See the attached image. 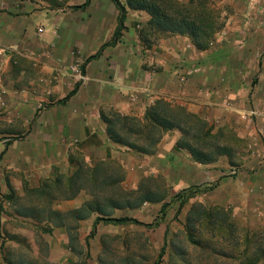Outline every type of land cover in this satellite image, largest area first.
I'll use <instances>...</instances> for the list:
<instances>
[{
  "label": "rangeland",
  "instance_id": "rangeland-1",
  "mask_svg": "<svg viewBox=\"0 0 264 264\" xmlns=\"http://www.w3.org/2000/svg\"><path fill=\"white\" fill-rule=\"evenodd\" d=\"M29 1L36 14L31 37L27 38L31 46L27 43V49L0 51V264L5 256L39 257L44 263L48 257L60 258L59 251L65 244L58 243L59 235L44 233V221L37 223L18 213L31 206L44 209L45 204L46 208L40 195L44 182L67 179L77 165L93 169L95 183L88 181L86 171L85 190L73 200L54 202L48 208L67 211L92 195L134 205L149 192L163 201L116 211L115 217H129L143 225L100 224L96 236L87 241L83 256L66 255L69 264H158L166 231L186 245L184 227L193 205H200L211 218L205 216L196 233L203 250L188 245L190 264H245L248 259L264 264V0H193L191 5L190 0H173L176 7L187 4L191 15L199 16V24L215 31L206 50L197 49L188 36L149 27L151 16L145 10H135L130 8L129 0H119L126 17L130 12L137 13L131 29L138 41L128 48L130 55L145 60L144 72L160 71L155 63L156 52L166 51L160 44L172 37L180 40L176 44L178 60L173 63L174 76L166 84L169 90L157 91L160 95L152 103L141 98L145 106L140 117L127 116L102 104L94 117L93 130L80 127L92 113L76 110L78 104L64 110L66 104L53 116L44 117V112L54 110L52 106L76 85L80 88L87 84L82 74L85 61L110 42L116 30L105 24L91 32L89 22L98 19V11L109 14L116 9L111 0H90L87 8H83L86 0ZM244 5L248 12L240 16L238 8ZM174 6L169 13L177 16L176 11L182 9ZM39 17H44V25ZM240 18L249 30L228 32V25L240 23ZM74 22L77 27L70 31L69 24ZM126 32H121L119 42H123ZM106 49L102 55L110 70L112 55L105 53ZM204 51L210 52L204 54L208 61L201 66ZM192 57L198 60L193 62ZM231 73L237 80L233 100L228 86L226 89L222 85ZM190 79L191 85L187 84ZM86 93L81 103L88 106V89ZM135 97H129L130 104H135ZM206 99L214 100V117L209 119L201 109ZM217 99L223 103L218 104ZM158 102L165 104L188 130L187 139L194 147H199V138L198 143L202 139L210 145L206 151L213 157L218 148H225L226 153L217 155L213 164L195 162L189 152L176 148L183 137L179 129L157 131L155 136L160 140L148 154L111 142L106 121L114 122L115 115L133 117L139 126L146 127V112ZM232 105L237 110L236 118L229 115L230 122L219 121L227 116L216 117L217 111ZM68 114L73 116V129L66 120ZM116 125L117 133L125 140L143 145L138 125L131 124L139 127L131 135ZM83 129L86 135L80 137ZM104 177L108 184H101ZM11 194L12 199L3 198ZM190 194L192 198L181 206L180 201ZM163 203L169 204L164 214L160 212ZM158 221V228L147 226Z\"/></svg>",
  "mask_w": 264,
  "mask_h": 264
},
{
  "label": "trees",
  "instance_id": "trees-1",
  "mask_svg": "<svg viewBox=\"0 0 264 264\" xmlns=\"http://www.w3.org/2000/svg\"><path fill=\"white\" fill-rule=\"evenodd\" d=\"M114 7L118 11V24L116 30L112 36L110 42L104 44L100 51L89 57L83 67H82V74H85V67L92 61L99 59L102 56V51L108 47L114 46L118 43L119 38L121 36V32L125 30L124 21L126 18V10L121 5L119 0H111ZM173 0H129L130 8L135 10H145L150 16L151 19L148 23L149 27H155L159 31L169 32V33H176L183 36H188L191 41L194 43V46L199 50H206L209 47L210 40L214 35L215 31L209 29V27H204V24H199L201 21L199 20V16L196 17L191 15V10L187 7V4L181 5V7L174 6ZM193 0H190V5L192 4ZM90 4V0H86L83 8H87ZM163 4L166 5L163 6ZM181 8L182 10L180 13L176 11L177 16H174L169 13V9L172 7ZM211 28V27H210ZM79 85H76L75 88L58 104L64 105L68 102L73 96L76 95L78 91ZM145 120L148 124L145 126H139L138 122L133 117H121L119 115H115L114 122L109 121L106 123L108 124L107 135L112 143L118 144L121 146H125L128 149H135L140 154H148L151 150L154 149L155 145L160 140L159 136H155L157 131H172L175 129H179L182 131V138L176 143V148L181 150H186L189 152L192 159L201 164V165H209L213 164L216 159L217 155H223L226 153L225 148L217 149L216 156H212L211 153L207 152L206 150L210 147L209 144H205L202 139V142H199V138H197L196 143L198 144V149L194 147L189 140L188 137V130L182 126V124L177 120L171 110L163 103H155L151 106L145 115ZM116 124L120 125V130L131 132L133 130L139 129V141H142L143 145L138 146L134 145L133 143L128 142L125 140L122 135H119L116 130ZM131 124H136L139 127H134ZM119 131V130H118ZM133 135V134H132ZM89 172V179L90 183H95L96 174L93 173V169L85 170L80 165L76 169V171L71 174L67 179L63 177H58L52 182H44V187H42V192H40L41 196H44V200L47 203V207L41 209V207H33L25 208L23 211L18 213V215L22 218H30L33 221L40 223L44 221V218L47 219H57V218H64L68 223H60L61 225H67L70 231V247L74 252H77V235L74 234V230L78 227V221L86 220L95 216L93 226L89 235V238H93L96 236L97 227L102 225H111V226H129V225H137L142 226L143 223L137 221L136 219H132L129 217H115L114 213L116 211L122 210L126 206L129 208L140 207L143 203H159L163 201L161 199H154L149 192H145L141 198H139L137 203L130 204V203H122L119 200L113 197H100L98 195H92L91 199L85 201L80 207L70 210L65 214H61L56 210H52L48 208L54 202L58 201H69L76 198L83 190H85L87 181L84 179V175ZM91 173V174H90ZM89 183V185H91ZM101 184H108L106 177H104ZM1 191V190H0ZM13 194L5 195L3 198L5 199H12ZM192 198L191 194L187 195L180 201L181 206L188 200ZM168 203H163L161 206V211L163 214L165 213L166 208L168 207ZM1 208V207H0ZM198 208V209H197ZM196 212V213H195ZM195 213V214H194ZM205 216L211 218L210 213L206 212L200 205H193L189 214L186 217V223L184 227V232L186 233V245L183 244V240L179 241L177 236L169 235V232L166 231L164 243L161 248V251L158 255V264H190L188 257V248L191 244L195 245L197 248L203 250V244H201L200 239H196V233L198 232L199 228L202 227V220ZM213 219V217H212ZM214 219H216L214 217ZM213 225V223H211ZM152 228H158L160 226V222H154L153 224L147 225ZM170 237V239H169ZM189 245V246H188ZM1 249H3V244H1ZM3 264H44L40 262L38 259L31 258L30 256H14V258H8L5 256L2 258ZM255 260L248 259V263L245 264H255ZM48 264V263H46Z\"/></svg>",
  "mask_w": 264,
  "mask_h": 264
},
{
  "label": "crops",
  "instance_id": "crops-1",
  "mask_svg": "<svg viewBox=\"0 0 264 264\" xmlns=\"http://www.w3.org/2000/svg\"><path fill=\"white\" fill-rule=\"evenodd\" d=\"M249 1V0H246ZM91 4V1H90ZM116 9V8H115ZM252 10V9H250ZM238 12L240 16H244L248 12V8L244 5L240 8H238ZM53 14H56V12H52ZM137 17V13L130 12L127 14V17L124 21V27L127 31L125 33V36L123 37V42L116 43L112 47H108L105 51L112 55L110 61H112L113 66L109 70V68L106 66V57L102 55L99 59L94 60L90 62L85 67V77L88 80L87 84H83L78 88V91L75 96H73L68 102H66L64 105L56 104L52 106V109L44 112V117L47 116V114H50L53 116V112H59L61 108H63L66 104L68 107L63 108L64 110L67 109H73V106H76L77 104L80 105L79 107L75 108L76 110L85 111L88 109L89 112L92 113L88 117V120L86 122L80 123V127L82 128H88L93 130L94 129V121H95V115L98 112L100 106L102 104H109L110 106H113L116 110L121 112L122 114H125L127 116H137L140 117L143 112V108L145 106V99L141 101V98H147L146 100L151 102L156 99L157 95H160L157 93V91L164 89L169 90L168 85H166L169 80L174 76V68L173 63H175V60L177 59V53L178 49L176 44L180 42L179 39L176 37H172L168 39L165 43L160 44V47L164 48L166 51L164 52H156V60L155 63L159 64L160 71L158 73L156 72H144L145 66L144 62L145 60H142L139 55L137 54H129V48L132 45H134L135 40L138 41L137 36L133 35L132 29H131V21ZM36 18V14L34 10L32 9L31 3L29 0H0V51H4L5 49L10 48L9 50H16L18 48L27 49V43L29 46L30 43L27 41V38L31 37L30 32L33 29V21ZM39 20L41 21V24L44 25V17H42ZM62 22L65 23V20L63 17L60 19ZM240 23L233 24L232 26L227 28L228 32H236V31H245L247 28V25L243 24L242 19H239ZM61 22L62 25H65ZM118 23V14L117 11L114 10L112 13L106 14L103 11H98V19H91L89 22V30L91 32H95L99 30L101 26L112 25L114 26V30L117 27ZM71 30H75L77 27V23H70L69 24ZM259 29V28H257ZM256 29V30H257ZM249 30V29H248ZM264 31V30H262ZM23 40V43H22ZM29 40V39H28ZM189 45V40L186 39ZM136 45V44H135ZM108 50V51H107ZM110 50V51H109ZM209 53L210 51H204L201 55V66L204 62L208 61L206 57H204L205 53ZM182 55H185V52L182 53ZM204 57V58H203ZM153 59V58H151ZM193 62H196L198 59L195 57H192ZM150 60V59H149ZM173 73V74H172ZM205 74L201 76V78H204ZM148 78V79H147ZM208 76L206 77V79ZM146 80H149V84L145 82ZM161 82V83H158ZM193 80H189L187 84H192ZM224 83H222L223 86H225L226 89L229 88V94L232 100L235 99L233 97L235 95V88L237 89L235 77L231 73L229 77H226V79H223ZM234 81V82H233ZM228 82V84H227ZM228 86V88H227ZM148 87V89H146ZM86 89H88V99H89V105L86 106L85 104H82V98L83 95L87 94ZM150 90V91H146ZM153 91V92H152ZM150 93V94H148ZM170 95H174L175 93H168ZM130 96H136L135 97V104L132 105L129 103V97ZM103 97V99H102ZM158 97V96H157ZM237 99V97H236ZM63 100V99H62ZM218 104L223 103L221 99H217ZM61 101V100H60ZM213 103L214 100L209 101L206 99V101H203L201 109L204 110V114L207 117V119L214 117L213 114ZM232 104V103H231ZM225 105V104H224ZM194 109V108H193ZM223 110H218L217 116L226 115L227 117L223 119H219V121H227L230 122L232 118H236L237 115H235L237 110L232 106L225 107ZM231 110V111H229ZM69 111V110H68ZM66 112V111H63ZM68 113V112H67ZM221 114V115H220ZM229 115L232 116L229 117ZM69 127L73 129L74 127V121L73 116H70V114L67 115V119ZM87 124V125H86ZM94 132V131H93ZM86 135V129H83L80 131L79 135L82 137ZM74 166V163H73ZM79 165H77L78 167ZM72 174L76 171L77 167L74 166ZM48 182V179L45 181ZM88 201V200H87ZM59 202V201H58ZM57 202V203H58ZM85 201H83L78 207H80ZM44 204V208H45ZM78 207H75L73 209H76ZM70 209V210H73ZM52 210H55L54 208ZM58 211L61 214H65L66 212L70 211ZM95 216H92L91 218H88L86 220H80L78 221V227L74 230V234L77 235L78 241H77V252H74L72 248L70 247V231L68 229L67 225H61L60 223H68L64 218H57V219H47L44 218V225H47L44 227V233L46 234H53L55 236L59 235V238H57L58 243H62V245L65 244V247L59 251V259L54 260L51 257L47 258V261H45L44 264H69L70 257L68 258L70 254L73 256H83L84 252L87 250V241L89 240V235L93 226ZM31 221H33L30 218H27ZM90 231V232H89ZM87 232H89V235L86 237ZM67 255V256H66ZM34 259H38L40 262H43L41 258L37 257Z\"/></svg>",
  "mask_w": 264,
  "mask_h": 264
},
{
  "label": "built area",
  "instance_id": "built-area-1",
  "mask_svg": "<svg viewBox=\"0 0 264 264\" xmlns=\"http://www.w3.org/2000/svg\"><path fill=\"white\" fill-rule=\"evenodd\" d=\"M41 31V30H40Z\"/></svg>",
  "mask_w": 264,
  "mask_h": 264
}]
</instances>
